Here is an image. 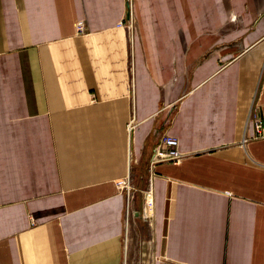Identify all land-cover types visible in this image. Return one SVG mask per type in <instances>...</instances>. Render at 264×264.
I'll list each match as a JSON object with an SVG mask.
<instances>
[{"label":"crops","instance_id":"obj_1","mask_svg":"<svg viewBox=\"0 0 264 264\" xmlns=\"http://www.w3.org/2000/svg\"><path fill=\"white\" fill-rule=\"evenodd\" d=\"M252 101L264 0H0V264H264Z\"/></svg>","mask_w":264,"mask_h":264},{"label":"built area","instance_id":"obj_2","mask_svg":"<svg viewBox=\"0 0 264 264\" xmlns=\"http://www.w3.org/2000/svg\"><path fill=\"white\" fill-rule=\"evenodd\" d=\"M130 11V10H129ZM118 27H121L125 30L127 40L129 44L132 43L133 33L136 31V21L131 16V13L128 12L126 16H124L117 24ZM76 30L79 33H84L86 27L84 25V21L81 20L77 23ZM131 68V67H130ZM132 71V70H131ZM130 93L133 94V77L132 72L130 76V85H129ZM252 121L254 133L251 137L245 135V130L247 127V122ZM135 125L134 117L130 119L128 122V130L131 131L132 127ZM250 138L258 139L264 138V120L256 106V102L251 103V106L248 110L245 127H244V134L241 140L242 144H245L246 141ZM184 154L179 150V142L178 138L172 135L163 134L160 138L158 143L153 148V153L150 158L149 162V169L151 170L156 163L159 162H170L172 164H178L183 159ZM151 183V179H150ZM117 186L120 190L125 192L126 195V203L132 198V186L130 183V178H122L118 180ZM152 188L149 184L147 190L144 192V207L143 211L150 212L152 208ZM147 215V214H146ZM33 221V220H32Z\"/></svg>","mask_w":264,"mask_h":264},{"label":"rangeland","instance_id":"obj_3","mask_svg":"<svg viewBox=\"0 0 264 264\" xmlns=\"http://www.w3.org/2000/svg\"><path fill=\"white\" fill-rule=\"evenodd\" d=\"M125 264H149V261L148 260H126Z\"/></svg>","mask_w":264,"mask_h":264},{"label":"water","instance_id":"obj_4","mask_svg":"<svg viewBox=\"0 0 264 264\" xmlns=\"http://www.w3.org/2000/svg\"><path fill=\"white\" fill-rule=\"evenodd\" d=\"M128 14V13H127Z\"/></svg>","mask_w":264,"mask_h":264}]
</instances>
